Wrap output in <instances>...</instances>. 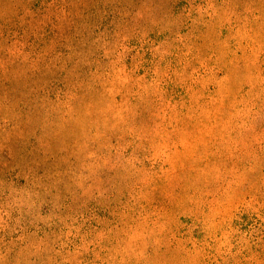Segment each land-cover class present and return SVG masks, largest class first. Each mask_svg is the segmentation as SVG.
Here are the masks:
<instances>
[{
    "label": "rangeland",
    "instance_id": "rangeland-1",
    "mask_svg": "<svg viewBox=\"0 0 264 264\" xmlns=\"http://www.w3.org/2000/svg\"><path fill=\"white\" fill-rule=\"evenodd\" d=\"M0 264H264V0H0Z\"/></svg>",
    "mask_w": 264,
    "mask_h": 264
}]
</instances>
